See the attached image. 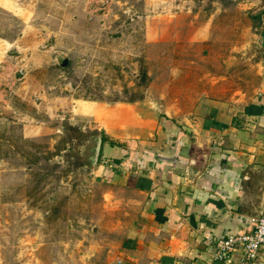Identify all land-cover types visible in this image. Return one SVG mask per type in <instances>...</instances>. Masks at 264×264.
<instances>
[{
  "label": "rangeland",
  "instance_id": "obj_1",
  "mask_svg": "<svg viewBox=\"0 0 264 264\" xmlns=\"http://www.w3.org/2000/svg\"><path fill=\"white\" fill-rule=\"evenodd\" d=\"M234 1L0 0V264H101L125 235L137 197L93 166L77 103L254 99L264 0Z\"/></svg>",
  "mask_w": 264,
  "mask_h": 264
},
{
  "label": "crops",
  "instance_id": "obj_2",
  "mask_svg": "<svg viewBox=\"0 0 264 264\" xmlns=\"http://www.w3.org/2000/svg\"><path fill=\"white\" fill-rule=\"evenodd\" d=\"M77 107L106 135L99 170L137 197L101 264H223L214 253L229 233L249 232L264 213V69L257 95L239 108L211 100L173 117L145 99Z\"/></svg>",
  "mask_w": 264,
  "mask_h": 264
},
{
  "label": "built area",
  "instance_id": "obj_3",
  "mask_svg": "<svg viewBox=\"0 0 264 264\" xmlns=\"http://www.w3.org/2000/svg\"><path fill=\"white\" fill-rule=\"evenodd\" d=\"M223 264H254L264 261V213L255 217L246 233H229L214 253Z\"/></svg>",
  "mask_w": 264,
  "mask_h": 264
},
{
  "label": "trees",
  "instance_id": "obj_4",
  "mask_svg": "<svg viewBox=\"0 0 264 264\" xmlns=\"http://www.w3.org/2000/svg\"><path fill=\"white\" fill-rule=\"evenodd\" d=\"M219 1L222 3L224 8H234L235 5H236L234 0H219ZM254 20H255L254 23L256 25L258 23V21H259V16L257 14H254ZM65 64H67V60L66 59L63 60L60 63L61 66L65 65ZM144 76H145V73H144ZM143 98L144 97H140V98L133 97V98H130L128 101L132 102V101H136V100H141ZM99 134L102 135V140H103V143H104L106 141V139H107L104 131H100L97 135H99ZM56 167H57V165L55 167L53 166V168H56Z\"/></svg>",
  "mask_w": 264,
  "mask_h": 264
},
{
  "label": "water",
  "instance_id": "obj_5",
  "mask_svg": "<svg viewBox=\"0 0 264 264\" xmlns=\"http://www.w3.org/2000/svg\"><path fill=\"white\" fill-rule=\"evenodd\" d=\"M102 146H103V140H102V135H97L96 136V145L94 147V152L93 155L91 157V161L93 166H98V162L100 160L101 157V152H102Z\"/></svg>",
  "mask_w": 264,
  "mask_h": 264
},
{
  "label": "flooded vegetation",
  "instance_id": "obj_6",
  "mask_svg": "<svg viewBox=\"0 0 264 264\" xmlns=\"http://www.w3.org/2000/svg\"><path fill=\"white\" fill-rule=\"evenodd\" d=\"M95 145H96V140H95Z\"/></svg>",
  "mask_w": 264,
  "mask_h": 264
}]
</instances>
